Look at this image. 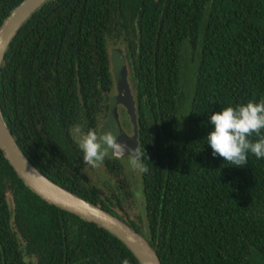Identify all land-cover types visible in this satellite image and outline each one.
Instances as JSON below:
<instances>
[{
	"label": "trees",
	"instance_id": "1",
	"mask_svg": "<svg viewBox=\"0 0 264 264\" xmlns=\"http://www.w3.org/2000/svg\"><path fill=\"white\" fill-rule=\"evenodd\" d=\"M22 1L0 0V26ZM110 40L125 45L137 101L145 217L136 219L123 196L90 181L73 134L99 133L109 117ZM261 98L264 0H50L0 76L5 119L30 160L143 233L163 264H264V159L237 167L204 139L211 113ZM0 264L141 263L108 230L33 192L0 148Z\"/></svg>",
	"mask_w": 264,
	"mask_h": 264
},
{
	"label": "water",
	"instance_id": "2",
	"mask_svg": "<svg viewBox=\"0 0 264 264\" xmlns=\"http://www.w3.org/2000/svg\"><path fill=\"white\" fill-rule=\"evenodd\" d=\"M49 1L23 0L11 11L0 26V76L12 43L25 24ZM112 56L117 94L111 98L110 114L102 131L112 130L118 132L120 135L119 141L124 143L127 149H130V152L131 149H135L133 154L137 153L139 158L137 101L129 80L127 56L122 48L114 49ZM121 105L126 108L133 124V136L128 135L123 129L119 111ZM0 148L18 176L43 200L108 230L133 252L141 264H163L157 248L143 233L138 232L119 216L56 183L30 160L5 119L1 99ZM111 155L109 153L108 157Z\"/></svg>",
	"mask_w": 264,
	"mask_h": 264
},
{
	"label": "clouds",
	"instance_id": "3",
	"mask_svg": "<svg viewBox=\"0 0 264 264\" xmlns=\"http://www.w3.org/2000/svg\"><path fill=\"white\" fill-rule=\"evenodd\" d=\"M209 123L212 129L204 139L211 147L213 156L223 157L225 162L237 167L247 166L250 154L264 159V98L259 102L250 100L235 107H223L210 114ZM253 134L258 137L255 141L250 139ZM119 137V133L112 130L100 133L89 130L80 135L77 143L85 167H96L103 163L109 153L118 158L122 150H127Z\"/></svg>",
	"mask_w": 264,
	"mask_h": 264
},
{
	"label": "rangeland",
	"instance_id": "4",
	"mask_svg": "<svg viewBox=\"0 0 264 264\" xmlns=\"http://www.w3.org/2000/svg\"><path fill=\"white\" fill-rule=\"evenodd\" d=\"M116 48H122L125 50V45L121 42H116L114 40L109 41V51L111 55V63L113 65V50ZM186 56H192V49L189 46V50L185 51ZM193 60H189L191 64ZM128 64V63H127ZM129 69V66H128ZM114 73V71H113ZM115 76V75H114ZM129 80H130V71H129ZM116 81V80H115ZM193 82V81H192ZM191 82V83H192ZM131 87L133 88V83L130 80ZM117 94V87L113 95ZM120 117L122 124L126 131L130 134H133V124L130 121V117L126 115V110L124 108H120ZM110 114V113H109ZM106 118V117H105ZM103 119L102 124L106 121ZM100 126V127H101ZM79 129V131H77ZM86 131L80 127L76 126L73 128V134L76 139ZM130 149L122 150L118 156V158H123L120 160V164L122 165L121 173H116L114 170H110L106 164L99 163L96 167H92L88 165L85 167L83 158L81 159L82 165L84 166V172L89 177L90 181L99 188L104 196L109 197L113 193L119 194L120 197L123 196V205L124 207L132 213V217L134 219L140 218L141 216L145 217V212L143 210V202H144V194H143V182H142V166L141 163L138 162L139 158L137 157H129ZM128 154V157L124 159V155ZM110 157H113L112 155ZM135 161V163L133 162ZM35 262V261H34Z\"/></svg>",
	"mask_w": 264,
	"mask_h": 264
},
{
	"label": "flooded vegetation",
	"instance_id": "5",
	"mask_svg": "<svg viewBox=\"0 0 264 264\" xmlns=\"http://www.w3.org/2000/svg\"><path fill=\"white\" fill-rule=\"evenodd\" d=\"M124 108L125 110H126V108L123 106V105H121L120 106V108ZM127 111V110H126ZM107 121H108V118L106 119V121L104 122V124H102V126L100 127V130H99V133L102 131V129H103V127L106 125V123H107ZM122 122V121H121ZM122 126H123V124H122ZM123 129L126 131V129L124 128V126H123ZM134 130V129H133ZM126 133L128 134V135H130V136H133L134 135V131H133V134H130V133H128L127 131H126ZM139 150H140V147H139ZM133 151L134 150H132L131 151V153L129 154V157H131V158H133V157H136V155H137V153H135V154H133ZM128 157V154H126V155H124V159L125 158H127ZM140 158H141V151H140V157H139V161L138 162H140L141 163V160H140ZM123 158H117V157H105V159H104V163L103 164H106L107 166H108V168L110 169V170H112V168H110V164H114V167H119V168H121L122 169V165L120 164V160H122ZM116 164V165H115ZM120 173H121V170H120ZM143 205H144V202H143Z\"/></svg>",
	"mask_w": 264,
	"mask_h": 264
}]
</instances>
